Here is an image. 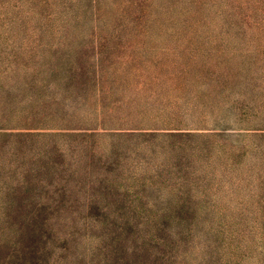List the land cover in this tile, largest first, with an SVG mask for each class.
<instances>
[{
    "label": "rangeland",
    "instance_id": "rangeland-1",
    "mask_svg": "<svg viewBox=\"0 0 264 264\" xmlns=\"http://www.w3.org/2000/svg\"><path fill=\"white\" fill-rule=\"evenodd\" d=\"M258 132L264 0H0V264H264Z\"/></svg>",
    "mask_w": 264,
    "mask_h": 264
},
{
    "label": "trees",
    "instance_id": "trees-1",
    "mask_svg": "<svg viewBox=\"0 0 264 264\" xmlns=\"http://www.w3.org/2000/svg\"><path fill=\"white\" fill-rule=\"evenodd\" d=\"M151 78H156L153 74L149 75ZM148 80V81H147ZM143 82H150L149 79H147ZM155 82V81H151ZM168 131L171 130H179L180 128L177 127H172V128H167ZM264 132H258L255 135H262ZM34 221H32L30 224L26 223V226L22 225L21 231H19L18 234V242L17 243H24L18 244L19 247L17 248V254L13 251V253L16 254V256L9 260L7 263L9 264H40L38 262V258L36 256V248L38 245V240L41 238L42 233L46 232V229H42V225H38V220L37 218H33ZM41 228L39 229V227ZM43 231H42V230ZM5 258V256H4Z\"/></svg>",
    "mask_w": 264,
    "mask_h": 264
}]
</instances>
